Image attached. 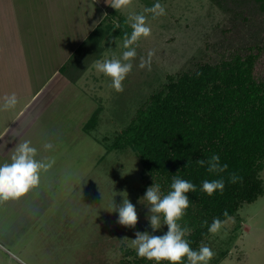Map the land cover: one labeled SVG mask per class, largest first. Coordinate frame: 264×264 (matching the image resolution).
<instances>
[{"label": "rangeland", "instance_id": "374dc122", "mask_svg": "<svg viewBox=\"0 0 264 264\" xmlns=\"http://www.w3.org/2000/svg\"><path fill=\"white\" fill-rule=\"evenodd\" d=\"M19 1L0 0V38L5 37L1 29L9 31L11 26L4 23V12L7 20H14L10 14ZM157 2L165 7L166 15L153 19L144 9ZM241 9L224 10L214 0H132L130 6L119 10L121 15L131 25L130 16L144 14L152 32L133 45L137 56L123 81V92L111 88L110 78L98 73L93 65L97 60L121 57L126 50L124 36L110 38L96 29L89 41L83 40L73 64L81 65L84 54H101L91 61L92 66L79 68L76 88L68 84L66 90H75L71 92L76 93L75 98L69 95L65 100L62 90L54 102V98L50 99L53 93H39V142L31 144L38 149V160L54 163L47 172H41L36 188L19 200L0 204V264H125L133 259L125 249L132 248L135 232H167L166 225L153 232L146 218L150 215L149 205L143 197L153 184L145 185L147 180L141 176L142 165L136 152L131 148L110 150L109 146L131 122L140 104L167 82L169 74L191 70L200 61L216 62L229 50L262 39L264 13L256 12L257 7L252 6L244 12V19L237 14ZM11 32L7 35L12 37ZM93 43L101 47L95 49ZM149 51L155 53L150 71L139 67L140 58H147ZM48 58L44 55L43 60ZM30 69L26 70L27 79L23 74L21 82H16L23 98L27 88L40 87L54 73L55 66H40L36 78H28L35 73ZM256 73L264 78V56L257 63ZM46 109L57 113L49 117L46 112L42 117ZM98 109V123L87 132L84 126ZM2 140L3 135L0 165L10 162L12 154L4 149ZM46 142L54 148L45 150ZM261 177L264 180V169ZM124 198L136 208L135 228L118 224V212H111ZM224 222L218 233L210 234L203 242L215 253L208 264H264V194L243 204L236 215Z\"/></svg>", "mask_w": 264, "mask_h": 264}, {"label": "trees", "instance_id": "16d2710c", "mask_svg": "<svg viewBox=\"0 0 264 264\" xmlns=\"http://www.w3.org/2000/svg\"><path fill=\"white\" fill-rule=\"evenodd\" d=\"M214 1L224 10L242 8L237 14L244 19V12L252 6L257 7L256 12L264 13V0ZM231 4L235 7H229ZM96 29L110 38L130 36L132 32L127 18L115 9ZM93 44L95 49L101 47ZM76 53L60 69L72 81H77L79 68L99 59L101 54H84L87 57L80 59L81 65L70 66ZM262 56L264 35L258 42L229 50L216 62L200 61L191 70L169 74L167 82L140 104L131 122L109 146L110 150L133 149L142 165L145 185L158 184L162 195L171 190L174 176L196 186L195 192L186 194L190 206L179 221L182 227L192 229L186 239L194 250L211 234L208 226L214 218L225 221L236 215L243 204L264 194V78L256 73ZM99 111L86 122L87 132L96 127ZM213 154L219 155L221 164L228 165L227 171L213 174L207 166L196 164ZM233 173L241 178L236 183L228 180ZM220 178L225 180L223 193L216 191L209 196L201 190L204 180ZM225 211L228 217L223 215ZM125 254L133 256L125 264H155L138 257L132 248L125 249ZM187 263L185 258L183 264Z\"/></svg>", "mask_w": 264, "mask_h": 264}, {"label": "clouds", "instance_id": "9594fccd", "mask_svg": "<svg viewBox=\"0 0 264 264\" xmlns=\"http://www.w3.org/2000/svg\"><path fill=\"white\" fill-rule=\"evenodd\" d=\"M131 4L132 0H111L109 5L115 10H120ZM144 12L151 13L153 19L166 15L165 7L159 2L152 7L145 8ZM129 20L132 21L130 25L132 32L130 36L125 34L123 48L126 50L123 51L122 56L97 60L93 65L98 73L110 78V87L116 92H123V81L133 69L132 61L137 56L136 48L133 45L137 44L141 38L150 37L152 32L144 14L132 15ZM154 55V51H149L147 58L141 57L139 67L141 69L147 68L150 71ZM18 103L16 93L5 95L0 110L14 109ZM43 148L51 150L54 145L46 142L43 144ZM37 155L38 149L32 146L29 140L15 145L10 162L0 165V204L10 200H19L40 184L41 172H47L54 161L38 160ZM188 163L185 167L188 166ZM196 164L201 167L207 166V171L213 174H220L228 169L227 164H221L217 154H213L207 160L199 159ZM240 179L235 173L230 174L228 178L230 183H236ZM170 187L171 190L166 195H162L160 186L153 184L147 188L143 197L149 205L150 215L146 218L152 231L155 232L162 225H166L167 232L163 235H153L147 231H137L135 232V239H131V247L136 251L138 257L154 261L155 264H162V262L183 264L185 258L188 264H208L215 255L213 250L203 242L198 250H194L186 239L192 229L187 226L182 227L179 223L190 206V200L186 194L195 192L196 186L187 180L174 176ZM224 188L225 180L220 178L211 181L204 180L201 190L212 196L216 191L223 193ZM111 212H118V224L130 228L136 227L138 214L135 206L128 198H124L119 207L115 205ZM223 215L228 217V212L225 211ZM228 218L231 219V217ZM224 223L219 218H214L211 225L208 226V232L211 234L218 233ZM203 224L206 225L207 221H204Z\"/></svg>", "mask_w": 264, "mask_h": 264}, {"label": "crops", "instance_id": "0c3cea01", "mask_svg": "<svg viewBox=\"0 0 264 264\" xmlns=\"http://www.w3.org/2000/svg\"><path fill=\"white\" fill-rule=\"evenodd\" d=\"M108 3L111 0H21L10 14L14 20L10 17L7 20L8 14L4 12V23L11 26L9 31L5 27L1 29L5 37L0 38V105L3 104V97L13 92L18 97V104L22 105L16 107L15 112L0 110V137L3 135L2 144L8 153L13 154L19 142L32 139L31 142H39V139L36 140L41 125L39 97L44 91L54 94L50 98H54V102L63 91L65 100L69 99V95L75 98L76 93H71L75 90L66 89L68 84L76 88L77 81L70 80L60 69L69 63L83 40L114 10ZM8 32L12 33V37L7 35ZM44 50H47L46 54ZM44 55H49V58L43 60ZM73 63L69 65L76 66ZM89 64L87 66L93 65L91 61ZM40 66H55L54 73L47 76L40 87L27 88V96L28 92L30 94L23 98L20 87L16 86L20 84L16 82H21L23 74L27 79L26 70L30 67L35 73L29 74L28 78H36ZM43 112L42 117L46 112L49 117L57 113L53 110L54 114H51L48 109Z\"/></svg>", "mask_w": 264, "mask_h": 264}]
</instances>
